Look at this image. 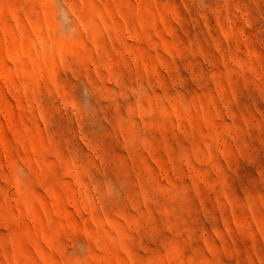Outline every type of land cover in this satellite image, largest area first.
<instances>
[{
  "label": "rangeland",
  "instance_id": "rangeland-1",
  "mask_svg": "<svg viewBox=\"0 0 264 264\" xmlns=\"http://www.w3.org/2000/svg\"><path fill=\"white\" fill-rule=\"evenodd\" d=\"M0 264H264V0H0Z\"/></svg>",
  "mask_w": 264,
  "mask_h": 264
}]
</instances>
